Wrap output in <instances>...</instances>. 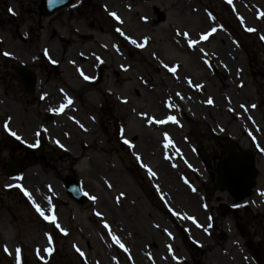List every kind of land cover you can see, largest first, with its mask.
Masks as SVG:
<instances>
[{
    "label": "rangeland",
    "instance_id": "obj_1",
    "mask_svg": "<svg viewBox=\"0 0 264 264\" xmlns=\"http://www.w3.org/2000/svg\"><path fill=\"white\" fill-rule=\"evenodd\" d=\"M41 1L0 0V264H244V243L254 255L264 245V168L249 206L231 211L236 202L209 179L211 150L226 120L227 133L242 131L223 92L259 101L251 114L264 121V46L237 21L242 11L264 33V0H77L52 16ZM154 6L166 13L159 22ZM14 63L37 73L34 96ZM169 116L175 126L158 122ZM74 152L89 161L73 162ZM25 175L48 199L44 215L21 189ZM71 179L88 201L70 197ZM193 229L202 250L190 246Z\"/></svg>",
    "mask_w": 264,
    "mask_h": 264
},
{
    "label": "water",
    "instance_id": "obj_2",
    "mask_svg": "<svg viewBox=\"0 0 264 264\" xmlns=\"http://www.w3.org/2000/svg\"><path fill=\"white\" fill-rule=\"evenodd\" d=\"M74 0H43V13L51 14L58 7L69 4ZM52 5V6H51ZM164 19V15L159 13V20ZM21 79L24 83L25 89L29 92L34 91L35 76L26 69H17ZM257 169L254 166V162L244 156H233L230 160L219 165L218 168V186L220 189H227L231 195L240 201L245 196L251 194V189L256 183ZM68 189L71 195L81 202H84V197L80 194L78 186H72L69 184Z\"/></svg>",
    "mask_w": 264,
    "mask_h": 264
},
{
    "label": "flooded vegetation",
    "instance_id": "obj_3",
    "mask_svg": "<svg viewBox=\"0 0 264 264\" xmlns=\"http://www.w3.org/2000/svg\"><path fill=\"white\" fill-rule=\"evenodd\" d=\"M226 79H228V77ZM260 122L262 123V125L258 128V126H255L249 120H245V122L243 123L244 127L242 128V131L240 132V137L237 139H234L231 134L227 133L226 132L227 129L224 131V133H221L219 139L215 140L214 148L212 147L211 151L213 152V154H215V157H213V160L211 162L213 164H216L221 159H225L232 151H235V150H236V152H250L254 155L256 165L259 169V175H258V178H259V176L261 174L260 171L262 168H264V139H263V137H264V133H263L264 121L260 120ZM228 128H230V125H228ZM245 128H247V130H249V132H247L245 130ZM244 143H246L247 145L242 146V144L244 145ZM233 144H235L237 147L233 146ZM217 146L220 150H216ZM258 180H257V182H258ZM211 181H213L214 184H216V182H217L214 173L211 176ZM262 184H264V183H262ZM258 185H259V183H258ZM263 186L264 185H262L259 189V191L262 194H264V187ZM244 244L247 246L246 243H244ZM260 244H261V242H258L256 245L255 255L260 254L262 252V251H260V248H262L264 245L260 246ZM247 249H248L250 255H253L254 251L251 250L248 246H247ZM263 253H261V254H263ZM241 254H242V252H241ZM195 256H196V254H195ZM240 257H241V255L239 256V258ZM191 260H192V264H197L194 256H191ZM237 261H239V260L237 259Z\"/></svg>",
    "mask_w": 264,
    "mask_h": 264
},
{
    "label": "bare ground",
    "instance_id": "obj_4",
    "mask_svg": "<svg viewBox=\"0 0 264 264\" xmlns=\"http://www.w3.org/2000/svg\"><path fill=\"white\" fill-rule=\"evenodd\" d=\"M120 8H122L121 6H120ZM115 9V8H114ZM116 10V9H115ZM115 10H113V11H115ZM117 11V10H116ZM86 146V145H85ZM90 146V144L88 145L87 144V146H86V148H88ZM147 147H149V143L147 142ZM60 149H62L63 148V146L62 147H59ZM65 152H69V150H67V149H63ZM74 154H75V152H74ZM82 156H83V154L81 153V154H78V155H72V157H73V159H72V161L73 162H77V161H80V163H82V164H85L86 162H88L89 161V156H86V157H84V158H82ZM28 181H31V176H29V177H26V175H25V178H24V183L25 184H23L24 186H23V190L25 191V192H27V193H29V197L31 198V199H33V200H38V203L36 204L38 207H39V211L40 212H43V213H45L46 212V207H47V200H45V198L44 197H42V196H40V194H37V196H36V192H35V188H33L31 185H29L28 184ZM7 239L9 240L10 239V235L8 236L7 235Z\"/></svg>",
    "mask_w": 264,
    "mask_h": 264
},
{
    "label": "snow or ice",
    "instance_id": "obj_5",
    "mask_svg": "<svg viewBox=\"0 0 264 264\" xmlns=\"http://www.w3.org/2000/svg\"><path fill=\"white\" fill-rule=\"evenodd\" d=\"M9 11H11V9H10ZM112 15H115V13H113ZM262 15H264V13H262ZM118 31H119V29H118ZM248 31H253V29H248ZM185 35H186V34H185ZM202 39H207V36L202 37ZM261 39H264V37H261ZM132 43L135 44L136 41L133 40ZM194 44H195V41H192V42L190 43L189 46H193ZM3 54H4L5 56L10 55V54L7 53V52H5V53H3ZM169 70L172 71V72H175V68H171V69H169ZM85 79H88V77H85ZM208 102L211 103L212 101L209 100ZM68 103L70 104V103H71V100H69ZM63 107H64V106L61 105V108L59 109V111H62V110H63ZM167 120H171V121L175 122V118H174V117H171V116H169V117L167 118ZM167 120H160V121H158V122L161 123V124H163V123H166ZM5 130H6V131H9V132H10V135L16 137V139H18V140L20 139V137L17 136L15 132H12V131H10V129H8L7 124L5 125ZM37 135H39V133H37ZM165 139L168 140V143L165 144V148H167V147H169V146L171 145V141L168 139V137H167L166 134H165ZM124 142H125L126 144H129V141H127V140H125ZM130 146H131V145H130ZM137 159H139V157H137ZM147 171H148V173H149L150 176H155V173L152 172V170H151L150 168H148ZM18 179H19V178H18ZM22 190H23V189H22ZM25 195H29V193L25 192ZM93 199H95V198L93 197ZM37 211H39V207H38V206H37ZM41 215H44V213L41 212ZM45 219H50L51 222L55 223V216H53V217H47V216H45ZM193 223H195V220H193ZM56 227H59V225L57 224ZM105 227H107V225H105ZM116 242L119 243V240H117ZM121 246H123V245H121ZM18 251H19V250H18ZM18 259H19V258H18Z\"/></svg>",
    "mask_w": 264,
    "mask_h": 264
}]
</instances>
